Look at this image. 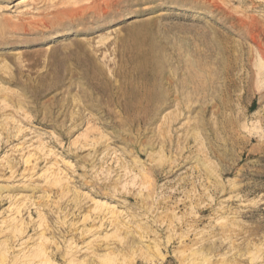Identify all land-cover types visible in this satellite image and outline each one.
<instances>
[{
	"label": "rangeland",
	"instance_id": "obj_1",
	"mask_svg": "<svg viewBox=\"0 0 264 264\" xmlns=\"http://www.w3.org/2000/svg\"><path fill=\"white\" fill-rule=\"evenodd\" d=\"M17 1L0 264H264V0Z\"/></svg>",
	"mask_w": 264,
	"mask_h": 264
},
{
	"label": "bare ground",
	"instance_id": "obj_2",
	"mask_svg": "<svg viewBox=\"0 0 264 264\" xmlns=\"http://www.w3.org/2000/svg\"><path fill=\"white\" fill-rule=\"evenodd\" d=\"M34 1H36V0H18L17 3H16L15 5H16V6H19V7H23V6H26L27 4H30V3L34 2ZM115 30H117V28H116ZM51 47H52L51 45H47V46L45 47V49H49V48H51ZM164 140H165V139H164Z\"/></svg>",
	"mask_w": 264,
	"mask_h": 264
}]
</instances>
